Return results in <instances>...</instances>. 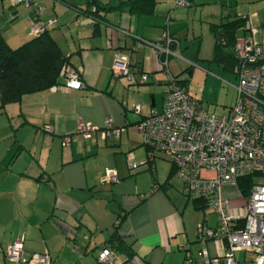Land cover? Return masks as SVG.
Here are the masks:
<instances>
[{"label": "crops", "instance_id": "0c3cea01", "mask_svg": "<svg viewBox=\"0 0 264 264\" xmlns=\"http://www.w3.org/2000/svg\"><path fill=\"white\" fill-rule=\"evenodd\" d=\"M5 1L0 23L5 22L10 5ZM32 1L43 7L41 19L54 20L49 33L68 57L67 67L79 72L84 86L68 90L61 78L58 85L26 93L0 111L7 117L6 134L2 136L7 144L0 148V264H15L5 259L4 252L20 239L26 255L48 252L51 264H97L100 247L114 231L118 215L126 210L117 229L127 249L118 253L122 264H133V257L139 259V264H172L173 255L175 264H185L186 253L191 255L190 264L198 260L202 264L203 256L217 257L223 242L207 240L203 251L195 231L200 221L208 224L204 213L209 205L195 208L183 194L182 181L171 174V161L145 146L137 129L141 118L161 111L169 86L167 73L163 80L158 73L162 70L154 68L149 45L138 49L135 43L138 38L154 41L162 34L166 25L155 28L160 25L157 19L169 20L174 0H154L150 15L112 9L104 12L105 22L96 20L90 13L93 8L86 11L88 0ZM223 1L219 0L221 4ZM194 4L195 0H191L188 7ZM236 5H226L230 8L226 17L239 16ZM30 10L17 6L16 18L3 30V35L8 33L5 40L12 48L32 37L27 19ZM254 15L257 13L249 17ZM254 26L257 40L264 43L262 29ZM109 29L118 30L115 48L109 44ZM123 30L130 34L125 35ZM209 32L214 39L210 25ZM169 33L175 39L172 51H176L179 41L170 30ZM238 35L242 36V32ZM115 50L128 53L132 65L149 73L148 80L131 85L125 77L115 76L111 70ZM171 56L175 55L168 57L169 74L177 75L189 67L172 74ZM145 85L149 87H142ZM134 105L139 106V114L134 112ZM106 120L122 129L115 141H105L99 133L83 139L76 132L80 121L102 128ZM45 125L53 128L52 133L45 131ZM64 135L71 136L68 146L61 144ZM127 157L138 167H145L130 168ZM157 158L169 163H160ZM149 165L153 170L148 169ZM109 168L117 171V182L101 181ZM153 182L155 187L150 190ZM222 194L235 203L240 197L239 189L228 185L222 187ZM216 222L215 218L214 226ZM252 259V253L240 252L238 264H252Z\"/></svg>", "mask_w": 264, "mask_h": 264}, {"label": "built area", "instance_id": "2783aa9c", "mask_svg": "<svg viewBox=\"0 0 264 264\" xmlns=\"http://www.w3.org/2000/svg\"><path fill=\"white\" fill-rule=\"evenodd\" d=\"M12 6L31 9L27 16L32 36L50 28L54 20H43L39 13L43 7L32 0H10ZM190 0H175V6H189ZM12 17V16H10ZM246 33L238 37L234 45L236 63L232 73L236 78V97L228 113L210 115L204 112L199 102L189 96L187 87L181 86L169 74L167 61L175 41L165 30L154 41L138 38L136 46L150 45L155 53L157 68L167 73L170 90L165 96L162 109L141 118L137 124L142 143L166 156L174 166V175L183 183V192L190 199L206 198L216 215V225L209 226L200 221L196 232L204 251L205 242H223L221 253L210 258L203 256L202 264H238L240 252L253 254L252 264H264V43L257 40V28L248 16ZM109 29V44L116 47V32ZM113 33V34H112ZM125 35L130 34L123 30ZM131 64L128 53L115 50L112 72L125 77L131 85L145 83L147 73L138 71ZM63 87L68 90L83 88L80 74L63 66ZM133 110L139 114V106ZM45 131L52 133L50 125ZM122 129L113 127L106 120L99 128L80 121L76 132L83 139L100 134L105 141H115ZM71 143V136L64 135L62 146ZM130 168L138 167L131 157H127ZM252 175L253 181L240 197L234 200L223 196V186H238L241 177ZM256 178V179H254ZM102 182L118 181L117 171L105 170ZM5 259L15 264H51L48 252L26 255L23 239L12 242L4 252ZM190 254L186 253V263L190 264ZM100 264H122L118 252L108 246L100 247L97 254ZM133 264H139L137 257Z\"/></svg>", "mask_w": 264, "mask_h": 264}, {"label": "trees", "instance_id": "16d2710c", "mask_svg": "<svg viewBox=\"0 0 264 264\" xmlns=\"http://www.w3.org/2000/svg\"><path fill=\"white\" fill-rule=\"evenodd\" d=\"M236 3L237 0H224L222 4L232 6ZM9 4L5 12V22L0 23V110L7 103L18 102L21 96L26 93L41 91L56 86L60 83L61 78L64 82V76L61 74V71L63 66H67L69 63L68 57L63 54L56 41L51 37L49 29L32 36L29 40L17 47L12 48L9 46L2 33L6 26L16 18L15 8L17 7V5L12 6L11 3ZM154 7V0H120L108 3H102L98 0H88L86 11L93 8V11H90V13L93 14L96 20L105 22L103 20L105 19L104 12L112 9H126L131 14L150 15L154 12ZM248 16L239 15L234 18L225 16L220 22L210 24V31L214 36L212 62L222 64L225 68L228 67L232 70V67L236 63L233 50L235 41L239 37V32H242V35L246 33L245 26ZM171 37L173 38L172 35ZM174 45L175 41L171 47L173 48ZM136 48L139 47L136 46ZM135 67H137L139 72L146 73L139 66ZM190 68L189 66L179 74L172 75L175 81L181 86H187L191 74ZM147 74L149 75V73ZM167 83L169 91L170 82L168 79ZM148 167V169L153 170V166L149 165ZM171 174L174 175L173 164L171 166ZM252 182V175L241 177L238 181L237 188L241 192H245ZM154 187L155 182H153L150 190H153ZM183 194L185 195L184 192ZM185 197L190 199L187 195ZM190 200L197 209H203L209 205L206 198L199 197ZM126 212L127 210L118 215L114 231L107 241L102 244V246H108L118 253L127 250L121 243V238L117 233L118 226L124 221ZM56 222L58 223V221ZM84 236H88V234H84Z\"/></svg>", "mask_w": 264, "mask_h": 264}, {"label": "rangeland", "instance_id": "374dc122", "mask_svg": "<svg viewBox=\"0 0 264 264\" xmlns=\"http://www.w3.org/2000/svg\"><path fill=\"white\" fill-rule=\"evenodd\" d=\"M8 1L10 3V0ZM3 2L7 3L5 0H0V14L3 11ZM172 6V14L169 15V20L164 21V19H157L160 22V25L155 27L157 29H161L162 25L165 24L166 27H163L160 33H163L165 30H170L174 37H176L179 41L175 50L177 51V48L180 45V51L178 54H176V51H172L173 55L175 56H171L169 58L170 71L172 74H177L179 71L190 66L191 74L186 86L189 96L197 100L201 105L202 110L207 114L218 116L228 113L229 107L234 103L236 97V90L234 88V85L236 84V78L231 72L230 68H225L222 64H216L215 62H212L211 58L214 39L209 32V25L210 23L219 22L221 16L229 14L230 8H228L226 5H222L219 0H195V4L190 7H177L175 6L174 0ZM234 9L238 15H251L253 12H256L257 15L250 16V18H254L253 24L259 26L262 29V37H264V0H237V5ZM148 28L152 30V27ZM6 32L7 31H5V35H3L4 39L8 38L9 36ZM147 47L149 49L148 51H150L152 54L155 66L154 68H157L154 50L150 45ZM135 55L136 54H134L133 59L136 58ZM158 73L163 80H166V73L164 71ZM142 87L149 86L145 85ZM159 88L160 86L158 85L156 90L158 99L161 97V90ZM163 90L165 91L166 87H164ZM150 103L151 98L149 95L148 104L150 105ZM6 118V116H2L0 113V148H3L4 144H7V142L2 137L7 127ZM156 161L165 164L169 163L167 160L162 158H157ZM144 167L145 166L142 165L137 169L134 168V170H139V168ZM161 171L163 173L164 170ZM175 178L181 182V180L176 176ZM253 182H258V179ZM202 213L203 212H201V214ZM204 214L208 217V225L213 227L216 216L212 211V208L210 206L207 207ZM196 227L197 225L195 226V231ZM195 249L196 252H198L197 248ZM196 252L195 255L197 256ZM96 263L99 264L97 260ZM171 263L175 264L174 255L172 256ZM194 264H200V261L198 260V262H194ZM212 264L223 263L213 262Z\"/></svg>", "mask_w": 264, "mask_h": 264}]
</instances>
